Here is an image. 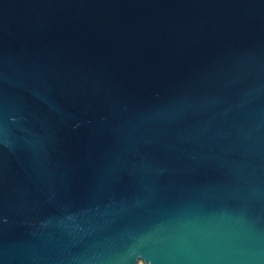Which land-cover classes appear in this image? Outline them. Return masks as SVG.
I'll list each match as a JSON object with an SVG mask.
<instances>
[{
  "label": "water",
  "instance_id": "95a60500",
  "mask_svg": "<svg viewBox=\"0 0 264 264\" xmlns=\"http://www.w3.org/2000/svg\"><path fill=\"white\" fill-rule=\"evenodd\" d=\"M0 264H264V0H0Z\"/></svg>",
  "mask_w": 264,
  "mask_h": 264
}]
</instances>
